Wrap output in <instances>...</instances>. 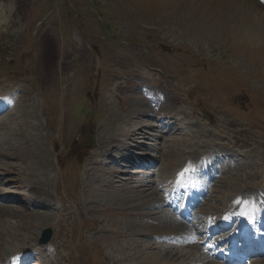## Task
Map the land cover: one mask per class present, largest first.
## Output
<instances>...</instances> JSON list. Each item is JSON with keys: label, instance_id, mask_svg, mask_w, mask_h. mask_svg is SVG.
<instances>
[{"label": "rangeland", "instance_id": "1", "mask_svg": "<svg viewBox=\"0 0 264 264\" xmlns=\"http://www.w3.org/2000/svg\"><path fill=\"white\" fill-rule=\"evenodd\" d=\"M222 4L227 1L0 0V100L16 110L14 117L0 115V264L27 252L28 264L36 254L39 264H163L153 258L159 253L165 264L196 261L203 253L194 236L186 234L188 243L182 238L186 247L165 249L170 244L149 232L172 225L169 214L151 218L163 212L155 202L177 176L174 163L182 156L217 162L207 213L245 188L264 197V28L248 24V15L257 14L249 5L231 13ZM154 90L159 101L149 98ZM139 99L155 114L172 107L180 119L183 111L194 125L178 134L170 124L135 129L134 142H112L111 124ZM153 117L143 120L155 123ZM188 130L195 131L192 142ZM167 151L175 156L164 165ZM144 154L152 167L133 168ZM105 159L108 170L95 164ZM172 226L184 228L178 220ZM47 228L53 235L41 246Z\"/></svg>", "mask_w": 264, "mask_h": 264}, {"label": "bare ground", "instance_id": "2", "mask_svg": "<svg viewBox=\"0 0 264 264\" xmlns=\"http://www.w3.org/2000/svg\"><path fill=\"white\" fill-rule=\"evenodd\" d=\"M227 1V4H222V7L227 11V12H231V13H233V12H235L234 11V8L235 7H237V8H239V6H243L242 4H245V5H249L251 8H253V10L257 13V14H254L253 16L252 15H248V24L249 25H256L259 29H263L264 28V8H263V6L261 5V1L262 0H237V1H231V0H226ZM243 1V2H242ZM241 2H242V4H241ZM151 94V96L153 97V95L154 94H158L159 95V92H157V91H153V93L151 92L150 93ZM18 105V104H17ZM14 106H15V104H14ZM160 106L163 108L164 106H165V103H160ZM11 108V107H10ZM145 108H146V110H145ZM151 110V108L147 105V104H145V101L143 100V99H139V100H137L136 101V103H135V107L132 109V111H130L128 114H126L125 116H123V115H120L119 116V119H117V120H115L114 121V123L113 124H111L112 125V127H110V131H109V135L108 136H110L109 138L110 139H113L114 141H112V142H114V143H120L121 145L123 144L122 143V141H126L125 139L127 138V141H132L133 140V142H134V138L136 139V137L135 136H137L138 134H134V131H136L135 129H137L139 132H142V130L141 129H146V130H151V129H158V128H161V127H165V125H167V124H170L172 127L173 126H175L177 129H175V133H181V132H183L184 130L186 131V128H188V126L191 128L193 125H194V123H192V122H189L190 120V117L189 116H187V115H185V113L183 112V111H180L179 112V114H176V115H180L181 116V118L180 119H175L174 117H173V115H175V114H173L172 112L174 111L173 110V108L171 107H169V109H162V110H164L162 113H160V114H155V111H157V109L153 112V111H150ZM3 112H6V110H5V108L3 107V105L2 106H0V115H2L3 114ZM8 113H11L10 115H9V117L11 116H16V110L15 109H12L11 108V112L9 111ZM136 113H138V114H141V115H143V116H140V117H138L137 116V114ZM29 114H30V112H29ZM28 114V115H29ZM182 114H183V116H182ZM27 115V114H26ZM151 115H154V116H156V119L154 118L153 119V121L155 122V123H148L146 120V122L143 120L144 118L143 117H145V116H147V117H150ZM35 117V116H34ZM16 118V117H15ZM17 118H19V117H17ZM191 119H193V118H191ZM198 122V121H197ZM225 122V121H224ZM227 122V121H226ZM124 123H126V124H124ZM143 125H142V124ZM223 123V122H222ZM8 124V123H7ZM14 123L12 122V123H9V125H7V127H4L3 129L5 130V131H11V126L13 125ZM124 124V125H123ZM128 124H129V126H128ZM225 124V123H224ZM196 125V124H195ZM229 125V124H228ZM227 126V125H226ZM198 127V126H197ZM197 127H194V128H197ZM223 127H225V126H223ZM139 128V129H138ZM201 128V127H200ZM184 131V132H185ZM201 131H203L202 129H201ZM188 132H190L189 130H188ZM193 132H195V131H193V130H191V132L188 134L189 136H191V137H189V141L190 142H192L193 141V138L194 137H192V136H195V134H193ZM237 132V131H236ZM199 133V132H198ZM197 133V134H198ZM201 134H203V133H201ZM139 135H142V133L140 134L139 133ZM147 135V134H146ZM200 135V134H199ZM185 136V135H184ZM203 136H205V135H203ZM208 136H210V134H208L207 133V137ZM153 137V136H152ZM185 138H187V137H185ZM247 139V138H246ZM254 139H256V138H254ZM184 140V139H183ZM188 140V139H187ZM248 140H249V138H248ZM126 141V142H127ZM189 142V144H187V145H189V146H191V148L192 147H194L195 146V143L193 142V143H190ZM253 142H255V141H251V142H248V141H245L244 143L245 144H249L248 146H250V145H252L253 144ZM186 143V142H185ZM221 143V142H220ZM219 144V143H218ZM183 145V144H182ZM144 147V146H143ZM188 147V146H187ZM147 148V147H146ZM4 151V150H3ZM115 152H114V154L115 153H118V151L117 150H114ZM250 151V150H249ZM107 152V151H106ZM211 153H213V151H210ZM210 153V154H211ZM109 155H111L110 153H109ZM191 154H189V156H190ZM215 154H213V156H214ZM228 155V154H227ZM230 155V154H229ZM142 157H140V160L142 159V161L140 162V166H146V163H144V162H147V160L149 159L148 157H146V155L144 154V155H141ZM166 161H163V162H165V164L164 165H166V163H168V161L170 162L171 160L169 159L168 160V158H173V156H175V155H173V153L171 152V151H167V153H166ZM198 156V155H197ZM190 157H184V156H182V158H181V160L180 161H175V163H174V167H175V171L178 169V171H177V175H178V173H180V172H184L185 171V169L187 168V167H190L191 165H189V163H190V161L189 160H191V159H189ZM204 158V157H203ZM198 159H200V158H198ZM209 159V158H208ZM211 159V158H210ZM209 161V160H208ZM131 162V161H130ZM216 162V161H215ZM210 163V162H209ZM219 163V162H218ZM217 164V163H216ZM12 165V164H11ZM172 165H173V163H172ZM172 165H169V167H171ZM167 166H168V164H167ZM166 166V167H167ZM164 167V166H163ZM159 169V168H158ZM181 169V170H180ZM167 170H169V168L167 169ZM157 172V171H156ZM43 175V174H42ZM198 175H200V176H203L204 175V173H203V171L202 170H199V174ZM249 176V175H248ZM223 182H225V181H223ZM228 182V181H227ZM222 183V182H221ZM259 186H261V184L260 183H257V185H256V187H259ZM109 188V187H108ZM34 194V193H33ZM35 195V194H34ZM34 195L32 196V199L34 198ZM255 195L252 193V192H250V190L248 189V188H245V190L243 191V192H241V193H239V196H237V197H235L233 200H232V202L230 203V204H227V205H223L224 207H226L225 208V210L226 211H232V210H236V211H238V213L239 214H244V213H246V212H249V210L252 208V206L254 205V201H255ZM35 203H37L36 201H34ZM154 202V201H153ZM150 204H149V206H152L154 203H152V202H149ZM138 205H142V206H144V205H148V202L147 201H145V202H143V201H141L140 203H138ZM220 205V204H219ZM37 207V206H36ZM148 207V206H147ZM223 207V208H224ZM211 210H212V208H211ZM157 215L155 218H151V221H156V220H161V218L162 219H164L163 217L164 216H166L165 215V213H154V214H152V216L154 217V215ZM136 217H138V218H145V216L147 217V215H145L144 213L143 214H138V215H135ZM177 222V220L175 219V218H173V217H171L170 218V223H172V225H173V223L174 222ZM166 223V222H165ZM170 223H168V224H170ZM143 225V224H142ZM145 225V224H144ZM169 226V225H164V227L163 226H160L159 228H157L156 229V231H154V232H152V231H150V229H149V232L150 233H154V234H156V235H158V236H166L167 237V235L168 236H173L175 239L176 238H183L184 239V241L186 242V243H188L189 241L191 242V238H187V235L184 233V231L182 230V228H177L176 226L175 227H173V226ZM196 225H197V227H200L201 228V225H200V223L199 222H197L196 223ZM173 227V228H172ZM146 228V227H145ZM153 230V229H152ZM142 233V232H141ZM135 234H137V233H135ZM142 235H143V233H142ZM149 236V235H148ZM153 236V235H152ZM140 237V236H139ZM151 237V236H150ZM183 241V242H184ZM184 242V243H185ZM200 245V242L199 241H197L196 242V251H200V249L198 248L199 247V245ZM136 245V244H135ZM198 246V247H197ZM152 247V245L150 246V245H148V247H146V250L145 251H147L148 249L150 250V248ZM136 248H138V243H137V245H136ZM198 249V250H197ZM199 254H200V252H199ZM166 255V254H165ZM164 255V253L162 254V253H159V254H156L155 255V257H153L154 259H155V261H157V262H160V263H163V264H165L167 261L165 260V256ZM177 256L176 257H183L182 255H178V254H176ZM188 256H191V253H188ZM181 260H180V262H182L183 260H185V259H182V258H180ZM154 261V260H153ZM210 260H209V258L208 257H205L204 256V254H202V256H198V258L196 259V261H191L190 262V264H212V263H210L209 262Z\"/></svg>", "mask_w": 264, "mask_h": 264}, {"label": "water", "instance_id": "3", "mask_svg": "<svg viewBox=\"0 0 264 264\" xmlns=\"http://www.w3.org/2000/svg\"><path fill=\"white\" fill-rule=\"evenodd\" d=\"M50 236V232H47L46 236L41 240V243H46Z\"/></svg>", "mask_w": 264, "mask_h": 264}]
</instances>
